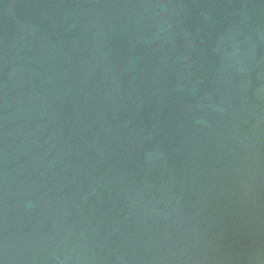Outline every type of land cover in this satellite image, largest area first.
<instances>
[{
    "label": "water",
    "instance_id": "water-1",
    "mask_svg": "<svg viewBox=\"0 0 264 264\" xmlns=\"http://www.w3.org/2000/svg\"><path fill=\"white\" fill-rule=\"evenodd\" d=\"M0 264H264V0H0Z\"/></svg>",
    "mask_w": 264,
    "mask_h": 264
}]
</instances>
